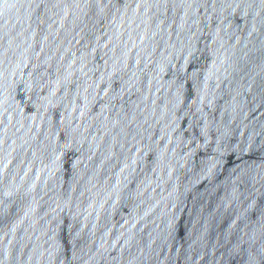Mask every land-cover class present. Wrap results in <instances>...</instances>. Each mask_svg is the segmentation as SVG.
Masks as SVG:
<instances>
[{
    "label": "water",
    "instance_id": "95a60500",
    "mask_svg": "<svg viewBox=\"0 0 264 264\" xmlns=\"http://www.w3.org/2000/svg\"><path fill=\"white\" fill-rule=\"evenodd\" d=\"M0 264H264V0H0Z\"/></svg>",
    "mask_w": 264,
    "mask_h": 264
}]
</instances>
